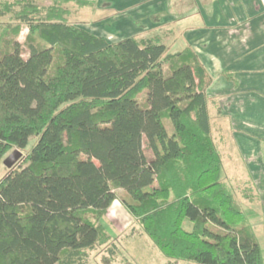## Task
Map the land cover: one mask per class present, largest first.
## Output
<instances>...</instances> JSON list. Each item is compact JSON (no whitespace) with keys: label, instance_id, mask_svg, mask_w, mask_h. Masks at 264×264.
Masks as SVG:
<instances>
[{"label":"trees","instance_id":"16d2710c","mask_svg":"<svg viewBox=\"0 0 264 264\" xmlns=\"http://www.w3.org/2000/svg\"><path fill=\"white\" fill-rule=\"evenodd\" d=\"M49 1L0 0V18L17 21L0 35V164L37 138L0 178V264H88L111 240L101 218L115 188L164 256L264 264L221 179L211 76L195 52L166 53L158 34L108 41L68 19L67 4L96 0Z\"/></svg>","mask_w":264,"mask_h":264},{"label":"crops","instance_id":"0c3cea01","mask_svg":"<svg viewBox=\"0 0 264 264\" xmlns=\"http://www.w3.org/2000/svg\"><path fill=\"white\" fill-rule=\"evenodd\" d=\"M88 8L97 17L78 25L108 41L158 34L172 52H195L211 76L208 112L230 127L264 225V0H96Z\"/></svg>","mask_w":264,"mask_h":264},{"label":"rangeland","instance_id":"374dc122","mask_svg":"<svg viewBox=\"0 0 264 264\" xmlns=\"http://www.w3.org/2000/svg\"><path fill=\"white\" fill-rule=\"evenodd\" d=\"M37 2L40 5H47L50 3L49 0H37ZM67 7L70 9L68 19L76 25L81 23L85 24V22L88 23L90 19L97 17L96 14L90 12L88 7L79 8L72 3L67 4ZM16 23V20H12L8 18V16L1 17L0 35ZM87 27L91 26H88L87 24ZM26 33L27 29L22 27L16 39L22 43ZM8 37H11L10 34L7 35V38ZM167 44H169V42H167ZM165 46L166 53H172L174 48H171L166 44ZM209 117L212 122L211 133L213 141L222 156L221 179L224 180L226 185L232 191L236 201L241 204L250 224L253 228L255 227L254 235L260 245L264 257V225L259 222L260 218L258 219L261 208L257 206L258 200L255 194L253 195L252 193L250 198L243 195L246 186H250L255 192V184L250 176H247L243 163L240 160L235 147L231 143L230 127L227 126V122L224 119H218L214 111L209 112ZM36 139V136H30L25 149H19L22 152V156L35 143ZM9 152H7L5 156ZM21 158L13 168L19 165ZM9 170L10 169L5 167L1 161L0 178H2ZM115 193L116 199L113 200L101 218V223L110 234L111 240L104 244H96L93 249H88L86 251V261L88 264H195L193 262L164 256L123 206L121 199L123 197L128 198V195H126L120 188H115ZM256 221H258V224L254 223ZM183 226L185 229H189L190 223L186 221L183 223Z\"/></svg>","mask_w":264,"mask_h":264},{"label":"water","instance_id":"95a60500","mask_svg":"<svg viewBox=\"0 0 264 264\" xmlns=\"http://www.w3.org/2000/svg\"><path fill=\"white\" fill-rule=\"evenodd\" d=\"M21 157L22 152L18 148H14L5 157H3L2 163L8 169H12Z\"/></svg>","mask_w":264,"mask_h":264}]
</instances>
